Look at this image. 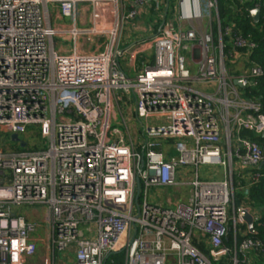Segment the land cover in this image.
Wrapping results in <instances>:
<instances>
[{
    "label": "built area",
    "instance_id": "obj_1",
    "mask_svg": "<svg viewBox=\"0 0 264 264\" xmlns=\"http://www.w3.org/2000/svg\"><path fill=\"white\" fill-rule=\"evenodd\" d=\"M251 1L249 13L258 8L264 17V0ZM84 3L87 28L77 25ZM162 5L168 10L167 0H0V128L20 135L38 126L46 140L36 150H0V264H32L36 252L39 225L10 205L47 209V256L37 264H105L118 251L123 264H214L225 256L253 264L251 253H264V242L246 235L232 181L264 173V147L241 135H263L264 115L239 91L263 70L225 71L247 62L256 44L233 24L221 27L218 14L215 32L192 23L210 18L216 0H179L175 25L163 18L150 36L153 62L129 76L119 62L132 47L118 48L122 23ZM62 17L72 23L51 25ZM83 36L96 38L91 50L82 49ZM54 37L71 48L55 49ZM201 82L217 88L192 85ZM117 91L130 95L133 114ZM214 166L218 179L198 171ZM153 187L179 197L165 191V206L151 202ZM250 213L264 225V215Z\"/></svg>",
    "mask_w": 264,
    "mask_h": 264
},
{
    "label": "trees",
    "instance_id": "obj_2",
    "mask_svg": "<svg viewBox=\"0 0 264 264\" xmlns=\"http://www.w3.org/2000/svg\"><path fill=\"white\" fill-rule=\"evenodd\" d=\"M216 6L220 18L221 27L233 24L234 29L245 37H249L256 46L248 57V65H259L263 74L258 78L255 85L241 90V95L247 99L256 101L260 105V112L264 115V17H260L254 22L249 10L253 7L251 0H216ZM175 25V23H174ZM227 40V38H224ZM230 66V64H227ZM242 136L250 137L252 140L264 147V135H255L251 131L241 132ZM35 150V149H33ZM263 172L264 168L261 167ZM260 172V173H261ZM255 182H248L236 174H233L234 204L237 208L239 205L250 207L262 212L264 215V173H261ZM244 228V227H242ZM255 233H247V237L258 238L264 242V225L254 224ZM243 237L236 235L235 241L238 244ZM224 243L232 248L234 238L232 230H229ZM198 249L203 253H207V249L201 244H197ZM252 258L255 264H264V253L261 251L252 252ZM124 252L118 251L109 254L105 260V264H123ZM214 264H231L229 256H225L222 260L214 262Z\"/></svg>",
    "mask_w": 264,
    "mask_h": 264
},
{
    "label": "rangeland",
    "instance_id": "obj_3",
    "mask_svg": "<svg viewBox=\"0 0 264 264\" xmlns=\"http://www.w3.org/2000/svg\"><path fill=\"white\" fill-rule=\"evenodd\" d=\"M176 0H170V4L175 3ZM84 8V9H83ZM79 20H77V25L82 26V28H87L89 27V8L88 4L84 3L82 5H79ZM82 9V10H81ZM84 10V11H83ZM154 21V19H151ZM150 21V20H149ZM72 23V19L70 17H62L61 19H54L52 18L51 20V25L55 24H60V25H70ZM133 21L132 20H127L122 23L121 26V33L119 37V42H118V48L124 49L128 45L132 43V37H131V27H132ZM203 28V26H201ZM91 41H87L86 37L83 36L79 42L81 44H84L83 48L88 49L90 46L91 42L96 43V38L95 37H90ZM90 42V43H89ZM53 43H54V48L55 49H69L72 46L71 41H67L62 39L61 37H54L53 38ZM89 48V49H90ZM91 50V49H90ZM124 57V56H123ZM122 62V59H121ZM188 64L194 68V63L188 62ZM225 71L226 72H240L243 69H246L248 67V63L244 60L241 59L239 60L236 64H232V66L225 65ZM228 71H227V70ZM195 88L201 90V91H206V92H214L217 88L216 82H201V83H193L192 84ZM239 91H241L239 89ZM119 95H121V98L123 101H126L128 104H131L132 99L130 95H128V99L123 95L121 91H117ZM218 95V94H217ZM239 95V94H238ZM219 96V95H218ZM241 98H245L244 96H240ZM127 105L125 104V115H127L126 107ZM112 126L118 127L120 130H122V126L115 124L113 122ZM20 138L22 141L26 142L25 146H21L20 143L17 142H12L10 139V134L3 133L0 131V149H2L4 152L6 151H31L34 148H45L46 147V140L44 137H42L41 131L38 126H29L26 130L25 133L20 134ZM172 143V142H170ZM35 149V150H36ZM171 153L173 155H176V152L174 149H171ZM199 173L201 176L202 174H205L207 176V179H210V176L212 174V179H218L221 177V172L222 168L219 166H214V167H199ZM201 179H206V177H201ZM165 191L168 192V195L172 200H175L179 197V194L175 192L172 188H149L148 190V195L149 198L148 200L154 203H161L163 206L166 205V194ZM182 192H185L184 188H181ZM171 206V205H170ZM9 209L11 212L17 214V215H22L27 221H31L32 219H35L37 224L39 225V229L41 228H47V224L44 222L47 216V209L43 205H10ZM31 219V220H29ZM35 221V222H36ZM49 226V224H48ZM70 257L73 259V255L70 254Z\"/></svg>",
    "mask_w": 264,
    "mask_h": 264
},
{
    "label": "crops",
    "instance_id": "obj_4",
    "mask_svg": "<svg viewBox=\"0 0 264 264\" xmlns=\"http://www.w3.org/2000/svg\"><path fill=\"white\" fill-rule=\"evenodd\" d=\"M167 1H168V10L165 9L164 5H162V8L160 9L156 10L154 8L152 9L150 8L146 12H142L139 16L132 19L133 24H132L131 33H130L132 37V43L128 45L127 47H125L124 49H121L120 51L125 50L128 47H131V46L132 47L130 51L124 52L119 60L122 69L127 75L133 76L136 72H139L145 65L151 64L153 62L154 49L150 41V36L152 35L154 30H157L159 26L158 24H160L163 21V18H166V20L169 19L173 23H176V17L179 15L178 9H177L179 0H176L175 3L173 4H170V0H167ZM217 14H218V10L217 11L212 10L210 18H204L202 21L201 20L199 21L198 18H196L192 23L193 24L196 23V25L202 24L204 27L210 26L209 28H211L215 32L217 28ZM152 18L154 19V21L151 20ZM183 25L185 29H189L191 27L188 21L187 22L184 21ZM120 33H121V30H120ZM119 37H120V34H119ZM186 54L188 55V52H186ZM121 59H122V62H121ZM128 108H130L129 109L130 112L132 110V113H130V115L133 114L132 106L128 104ZM0 131L11 135V133L7 132L5 129L0 128ZM18 136L20 138V135ZM24 143L26 145V142ZM0 150L3 151L2 149ZM210 178H212V174ZM256 211L262 215L261 211H258V210ZM31 221L35 222L36 220L32 219ZM37 222L38 221H36V223ZM44 222L47 224V228L43 229L40 227L39 229V226H38V229L33 236L36 242V252L32 257H30L27 260L29 263H32V264H37L43 261V258L47 256V245H48L49 234H50L49 226L47 222V216Z\"/></svg>",
    "mask_w": 264,
    "mask_h": 264
},
{
    "label": "water",
    "instance_id": "obj_5",
    "mask_svg": "<svg viewBox=\"0 0 264 264\" xmlns=\"http://www.w3.org/2000/svg\"><path fill=\"white\" fill-rule=\"evenodd\" d=\"M250 15H251L253 21L257 22L258 19L260 18V9H258V8L252 9L250 11ZM233 82L236 83L237 85H240V84H238V82L236 80H234ZM10 139L13 142L20 143L21 146H25V143L20 140L18 134H16V133H12L10 135ZM239 216L244 221V224L246 225L248 232L251 234H254L255 233L254 220H253L252 214L250 213V208L249 207L241 208L239 211Z\"/></svg>",
    "mask_w": 264,
    "mask_h": 264
}]
</instances>
